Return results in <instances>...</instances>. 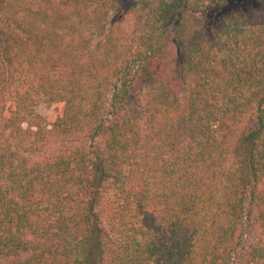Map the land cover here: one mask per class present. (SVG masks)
<instances>
[{
	"label": "trees",
	"instance_id": "trees-1",
	"mask_svg": "<svg viewBox=\"0 0 264 264\" xmlns=\"http://www.w3.org/2000/svg\"><path fill=\"white\" fill-rule=\"evenodd\" d=\"M0 264H264V0H0Z\"/></svg>",
	"mask_w": 264,
	"mask_h": 264
},
{
	"label": "rangeland",
	"instance_id": "rangeland-1",
	"mask_svg": "<svg viewBox=\"0 0 264 264\" xmlns=\"http://www.w3.org/2000/svg\"><path fill=\"white\" fill-rule=\"evenodd\" d=\"M35 113L37 117L35 119H30L25 124L26 127L31 128L32 130H35V126L38 124H44V123H50L54 121L55 114L52 113L47 106L44 104H39L37 108H35Z\"/></svg>",
	"mask_w": 264,
	"mask_h": 264
}]
</instances>
